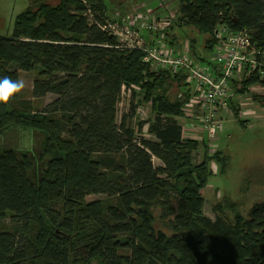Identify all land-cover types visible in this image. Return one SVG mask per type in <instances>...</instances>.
I'll use <instances>...</instances> for the list:
<instances>
[{
    "label": "trees",
    "instance_id": "obj_1",
    "mask_svg": "<svg viewBox=\"0 0 264 264\" xmlns=\"http://www.w3.org/2000/svg\"><path fill=\"white\" fill-rule=\"evenodd\" d=\"M177 8L168 29L144 33L149 44L162 34L172 52L186 43L217 76L222 28L225 36L247 32L260 53L262 66L231 82L228 101L239 118L234 96L264 87V0H178ZM107 21L105 0H32L12 35L0 36V78L36 75L30 99L21 92L0 105V135L15 128L44 134L38 159L0 149V264H264V201L245 216L226 196L215 220L205 215L210 165L223 173L231 158L223 150L210 156L205 141L186 137L187 77L153 70L143 51L120 49L118 37L101 28ZM184 28L203 41L186 35L180 42L176 29ZM124 89L130 113L119 123ZM48 95L56 99L45 105ZM138 95L154 114L152 139L130 125ZM37 161L46 167L38 170ZM158 208L169 233L159 228Z\"/></svg>",
    "mask_w": 264,
    "mask_h": 264
},
{
    "label": "rangeland",
    "instance_id": "obj_2",
    "mask_svg": "<svg viewBox=\"0 0 264 264\" xmlns=\"http://www.w3.org/2000/svg\"><path fill=\"white\" fill-rule=\"evenodd\" d=\"M51 4H57V0H47ZM32 0H0V36L7 38L10 37L14 30V24L16 17L22 13L30 4ZM107 7V14L109 20L115 18L122 20V17L128 15H134L143 17L144 20H151L153 17L145 15L148 9L153 12L157 18L159 17H171L173 23L178 18V0H105ZM144 13L141 14V13ZM150 12V13H151ZM147 14V13H146ZM155 17V18H156ZM176 26V25H175ZM176 34L180 42H185V36L189 39L193 36L202 42L203 37L197 36L192 28H184V30L176 29ZM196 35V36H195ZM170 46L171 39L164 37ZM203 44V43H202ZM187 44L182 45L183 50H187ZM169 46H166L170 48ZM176 46L175 48H179ZM201 49L202 46H199ZM192 54V52H190ZM195 58V57H194ZM205 59H209L207 55H204ZM20 80L24 81L25 87L22 94L30 99L32 85L35 79L34 73L19 74ZM237 77H243L244 74H237ZM241 78L240 80H242ZM241 82V81H240ZM177 88H174V92ZM254 95L260 97L259 100L254 99ZM56 99L54 95H48L43 103L45 105L50 104ZM132 99V98H131ZM175 99V96H172ZM264 87L252 86L248 89V93L239 94L234 96V104L238 108L240 117L235 116V111L232 107H228L220 114V118L223 121L222 130L216 135L205 134L200 131L184 130L186 137L190 136L192 139L198 142L206 143L209 148L210 156L218 150H223L225 155L230 156V163L227 166L226 172H221V166L216 162L211 163V169L214 172L213 177L210 179L209 186L204 191L205 198V215L212 219H216L214 213V207L218 201H222L227 197H230L233 201L240 204L241 210L245 216H248L250 209L256 203L264 201ZM130 96L125 92L122 95L120 105L118 107V122L120 123L122 118L130 113ZM197 100V99H196ZM142 96L138 95L135 99L137 105V111L135 116L130 119V125L133 126L136 131L142 125L144 136L148 139L153 137L148 133L149 122L153 120L154 114L151 110L150 104H141ZM190 117L186 116L183 120H180V124L186 125L187 123L196 124L198 115H195V104L189 105ZM189 117V118H188ZM241 121H245V125L241 124ZM205 134V135H204ZM209 138H208V136ZM44 142V134L39 131H26L19 128L12 129L5 132V135H0V149L11 148L19 152L29 153L33 157L38 159V156L42 150ZM196 161L201 162L203 160V149L196 156ZM154 164L156 167L162 166L160 160L154 158ZM47 163L37 161L38 170L42 167L45 168ZM32 176V175H31ZM102 197H90L88 201L98 200ZM162 210L156 209L155 215L159 220V228L166 233H169V229L165 227L164 221L160 220Z\"/></svg>",
    "mask_w": 264,
    "mask_h": 264
},
{
    "label": "built area",
    "instance_id": "obj_3",
    "mask_svg": "<svg viewBox=\"0 0 264 264\" xmlns=\"http://www.w3.org/2000/svg\"><path fill=\"white\" fill-rule=\"evenodd\" d=\"M133 20L130 23L109 20L101 28L118 37L120 49L140 50L146 53L147 61L151 63L153 70L166 69L173 73L183 71L191 88L190 104L193 102L194 108L198 107V124L194 129L205 134H218L223 128L220 114L230 106L228 98L232 91L231 82L241 81V78L262 66L258 59L260 53L252 45L248 33L225 36V28L217 33L220 44L216 48L214 60L221 69L220 75L217 76L197 63L188 49L179 55L173 54L170 48L166 47L163 34L160 39H152V44L146 41L144 33L156 34L165 31L172 24L169 18ZM237 74L244 76L237 77ZM125 92L130 96V90L124 89L123 94ZM138 112L140 111H137V114Z\"/></svg>",
    "mask_w": 264,
    "mask_h": 264
},
{
    "label": "clouds",
    "instance_id": "obj_4",
    "mask_svg": "<svg viewBox=\"0 0 264 264\" xmlns=\"http://www.w3.org/2000/svg\"><path fill=\"white\" fill-rule=\"evenodd\" d=\"M24 87L25 84L23 80H13L8 76L0 78V105H10L23 91Z\"/></svg>",
    "mask_w": 264,
    "mask_h": 264
},
{
    "label": "crops",
    "instance_id": "obj_5",
    "mask_svg": "<svg viewBox=\"0 0 264 264\" xmlns=\"http://www.w3.org/2000/svg\"><path fill=\"white\" fill-rule=\"evenodd\" d=\"M151 10L150 9H148V11L145 13V15H147V16H149V17H156V15L153 13V12H151ZM141 13V12H140ZM141 14H143L144 15V13H141ZM117 16H115V18H116ZM108 18H109V16H108ZM115 18H113V19H111V20H115V21H121V22H124V21H127V23H130L133 19V21H136V20H142L143 19V17H138V16H136V14H134V15H128V16H126V17H122V20H119V19H115ZM183 49H184V47H179V48H176L175 50H173V54H175V55H179V54H181L182 52H183ZM192 123H187L186 125H183V127H184V130L186 131H188V130H193L194 129V126L195 125H197V124H193V126L191 125ZM208 136V135H207ZM208 138H209V136H208Z\"/></svg>",
    "mask_w": 264,
    "mask_h": 264
}]
</instances>
